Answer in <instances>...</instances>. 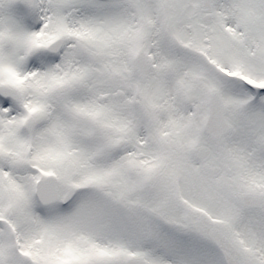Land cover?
Here are the masks:
<instances>
[{
	"label": "snow or ice",
	"instance_id": "obj_1",
	"mask_svg": "<svg viewBox=\"0 0 264 264\" xmlns=\"http://www.w3.org/2000/svg\"><path fill=\"white\" fill-rule=\"evenodd\" d=\"M0 264H264V0H0Z\"/></svg>",
	"mask_w": 264,
	"mask_h": 264
}]
</instances>
